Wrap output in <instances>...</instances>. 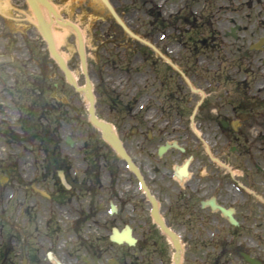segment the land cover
<instances>
[{
  "label": "flooded vegetation",
  "instance_id": "af4514ba",
  "mask_svg": "<svg viewBox=\"0 0 264 264\" xmlns=\"http://www.w3.org/2000/svg\"><path fill=\"white\" fill-rule=\"evenodd\" d=\"M205 8L195 17L183 6L172 40L185 35L191 45L208 26ZM216 25L221 36L210 27L208 43L198 39L193 50L209 56L172 60L168 75L138 81V118L116 128L141 179L81 123L74 95L54 100L44 44L0 45V193L16 219L0 237V256L10 255L9 264H176L158 212L184 248L181 264L199 259L194 249L203 251L199 264H209L212 249L211 264L226 255L238 261L227 264H264V51L251 50L264 27L251 42L234 21ZM39 51L47 56L35 59ZM16 56L38 74L25 68L28 75L11 77ZM150 113L163 121L146 123Z\"/></svg>",
  "mask_w": 264,
  "mask_h": 264
},
{
  "label": "rangeland",
  "instance_id": "374dc122",
  "mask_svg": "<svg viewBox=\"0 0 264 264\" xmlns=\"http://www.w3.org/2000/svg\"><path fill=\"white\" fill-rule=\"evenodd\" d=\"M51 1L55 2L56 8L61 11L65 19L78 24L84 32L89 72L95 91L98 94L96 105L98 116L116 125L117 128H121L124 123L134 124L140 113V111L138 113L137 97H135V94L140 91L138 81L143 76L168 75L169 67L150 48L128 36L117 24L101 0ZM111 1L121 18L134 30L136 35L154 44L170 60H177L182 62L181 64H183L185 59H191L193 50L198 47L196 46V41L200 43L198 39H203L208 43L211 35L209 32L210 27L216 33L214 37L221 36L218 26H212L215 25L216 21L224 22L229 20L241 25L242 29H246L248 37H245V39H249L251 42H254V39H258L262 34L260 31L261 24L264 27V0H193L194 2L191 3L188 2L191 0ZM10 3L9 5L4 0H0V45L5 44L6 51L11 43L14 44L15 48H19L17 45L27 42L28 38L22 39L19 33L23 32L26 35L27 30L35 25L34 16L24 0H11ZM190 5L191 14L195 17H198V13L206 5L205 23L208 26L203 27L202 33L194 32L190 41L191 45L188 43V46H186L185 41H187L188 36H179L177 34L176 40H172L170 26L159 28V24L161 22L165 24L168 20L171 21L177 14L180 16L183 6L187 7ZM157 13L161 16V22L155 20L153 24V17L150 15H157ZM231 13H233L232 17L228 16ZM3 20H5L6 24L4 28L2 27ZM195 26L198 27V24ZM181 28H184V26L182 25ZM256 28L257 32L255 33L254 30ZM62 29L60 26L56 28V30ZM15 32L18 35H13ZM253 34H256V36H253ZM64 39V43L58 46V50L63 56H66L68 66L78 79V84L84 85L85 77L82 73L78 56L75 34L68 31ZM37 42L40 43L41 41L38 40ZM194 53L199 54L196 57L197 59L206 58L210 55V51H194ZM194 53L192 55L193 58L195 56ZM40 54L47 56L44 51L34 52L35 59H40ZM201 54L203 57L200 56ZM23 56H26L25 52H23ZM18 58L16 56L14 60H17V62L13 63L14 61H12L11 67L15 66L16 63L17 67L21 66ZM6 61H8L7 58ZM47 64L49 76L47 84L50 82V92L54 91V100H64L67 103L70 100V95H74L79 102L81 123L84 124L87 118L86 99L66 83L63 73L50 56H47ZM1 65L4 66L1 67L4 70L7 69L8 63L6 65L1 63ZM22 68H27L31 73L38 74V70L33 67L22 66ZM22 75L26 76L28 73L22 71ZM16 80H19V75ZM53 83L58 84L56 89L51 88ZM125 107H129L127 113L124 112ZM162 118L159 114L150 113L146 118V123H154V121L160 123L163 121ZM7 196L9 195L0 193V237L8 234L10 220L12 222L16 220L11 215L12 206ZM16 215L18 216L19 224L23 225L22 220L25 219L23 210H18ZM165 219L169 221L167 216H165ZM40 229L38 228L37 232V228H33V234H40ZM0 241L2 240L0 239ZM261 246L264 248V244ZM0 247L3 248L4 244H0ZM191 252L199 259L204 257L202 250L197 251L194 249ZM217 252L212 249L213 256L208 261L209 264L214 258L218 257ZM10 259V255L2 254L0 263L9 264ZM199 259L195 262H189L191 259H185V264H199ZM217 260L219 264H227V261L230 260H233L234 263L238 262L236 259H232V256L227 255Z\"/></svg>",
  "mask_w": 264,
  "mask_h": 264
},
{
  "label": "water",
  "instance_id": "95a60500",
  "mask_svg": "<svg viewBox=\"0 0 264 264\" xmlns=\"http://www.w3.org/2000/svg\"><path fill=\"white\" fill-rule=\"evenodd\" d=\"M106 5L108 6V8L110 9L111 13L115 16V18L117 19V21L119 22V24L121 25V27L132 37L139 39V37L135 36L125 25L124 23L119 19V17L116 15V13L114 12V10L112 9L111 5L108 3L107 0H103ZM111 1V0H110ZM29 4L31 5L32 9L34 10L36 17L38 19L40 28L42 29L43 35L46 38L48 44H49V49L51 54L53 55V57L58 61L59 65L61 66V68L63 69L65 75L67 76L68 80L74 84V87L76 89H78L76 87V84L73 81V77L68 69V67L66 66V63L64 61V59L57 53L56 49H55V45H54V40L52 38V35H54L53 32V26H51V23L46 22V18L44 16H42V14L40 13V11H42L44 13V10H46L41 4H43L48 11L50 12V14H53L54 17H56L57 19L59 18V22H54V25H58V26H62V27H69L70 29H72L78 36V41H79V52H80V57H81V61H82V66L84 69V72L86 73V59H85V53H84V42L82 41V37L80 34V31L78 29L77 26H75L73 23L68 22V21H64L61 20V17L58 15V13L56 12V10L54 9V7L47 1V0H28ZM55 5V2H52ZM112 3V1H111ZM113 4V3H112ZM117 11V10H116ZM61 13V11H59ZM118 13V12H117ZM119 14V13H118ZM45 19H44V18ZM52 17V16H51ZM121 17V16H120ZM124 21V20H123ZM125 22V21H124ZM126 23V22H125ZM126 25L134 32V30L126 23ZM135 33V32H134ZM136 34V33H135ZM55 39V37H54ZM147 43V42H146ZM148 45H150L152 48H154L151 44L147 43ZM155 49V48H154ZM156 50V49H155ZM157 51V50H156ZM87 57V54H86ZM87 66H88V60H87ZM88 75L91 79L90 76V72H89V66H88ZM80 91H84L86 92L87 98L90 102V109H89V114L91 116V122L96 125L97 127H99L100 129H102L104 132L107 133L106 135V139L111 141L114 146L116 147V149L119 151V153L128 159V156L126 155L125 151L122 148V145L119 143L118 138L116 137V135L114 133L111 132V127L110 125L106 124L105 122L100 121L96 115H95V109H94V101H95V97H94V93L92 90V85L90 83V80L87 77V86L86 88H82L79 89ZM109 136V137H108ZM162 229H164L166 231V233L171 234L170 230L165 227L164 224H161ZM177 250H180V244L177 241H174ZM252 261V260H251Z\"/></svg>",
  "mask_w": 264,
  "mask_h": 264
},
{
  "label": "bare ground",
  "instance_id": "6f19581e",
  "mask_svg": "<svg viewBox=\"0 0 264 264\" xmlns=\"http://www.w3.org/2000/svg\"><path fill=\"white\" fill-rule=\"evenodd\" d=\"M56 8V7H55ZM44 13L45 14H48L47 10H44ZM36 18V17H35ZM46 18V17H45ZM56 18V17H55ZM37 19V18H36ZM57 22H59V18L57 19ZM56 20L54 22H56ZM62 20V19H61ZM33 21H35V19H33ZM53 26V32H54V37H55V41H56V45L59 46L61 44L64 43L65 39L64 37L66 36V34L68 33V31H71L70 29L66 28V27H62L60 26V28H63L62 30H56L57 26L58 25H54L52 24ZM59 27V26H58ZM66 28V29H65ZM80 28V27H79ZM80 31V34L82 36V39H83V42H84V32L81 30V28L79 29ZM64 59H66V56H63ZM76 78V77H75Z\"/></svg>",
  "mask_w": 264,
  "mask_h": 264
}]
</instances>
